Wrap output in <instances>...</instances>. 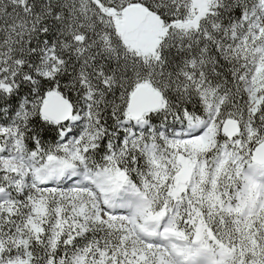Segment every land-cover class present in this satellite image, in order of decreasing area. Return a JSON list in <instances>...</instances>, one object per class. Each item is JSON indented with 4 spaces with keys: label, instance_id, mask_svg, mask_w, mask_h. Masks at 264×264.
Here are the masks:
<instances>
[{
    "label": "snow or ice",
    "instance_id": "6c2138e0",
    "mask_svg": "<svg viewBox=\"0 0 264 264\" xmlns=\"http://www.w3.org/2000/svg\"><path fill=\"white\" fill-rule=\"evenodd\" d=\"M0 264H264V0H0Z\"/></svg>",
    "mask_w": 264,
    "mask_h": 264
}]
</instances>
